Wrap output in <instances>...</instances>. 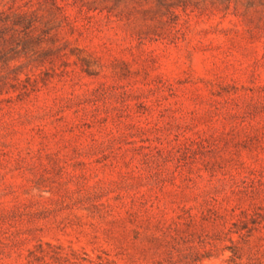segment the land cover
Returning a JSON list of instances; mask_svg holds the SVG:
<instances>
[{
  "label": "rangeland",
  "instance_id": "rangeland-1",
  "mask_svg": "<svg viewBox=\"0 0 264 264\" xmlns=\"http://www.w3.org/2000/svg\"><path fill=\"white\" fill-rule=\"evenodd\" d=\"M30 261L264 264V0H0V264Z\"/></svg>",
  "mask_w": 264,
  "mask_h": 264
},
{
  "label": "trees",
  "instance_id": "trees-1",
  "mask_svg": "<svg viewBox=\"0 0 264 264\" xmlns=\"http://www.w3.org/2000/svg\"><path fill=\"white\" fill-rule=\"evenodd\" d=\"M235 225H236V223H235ZM242 230H243V229H242ZM237 232H240V230L238 229V231H237ZM245 236H246L245 234H241V236H240V237H241V238H243V237H245ZM237 254H238V253H237V251H235V250H234V256H237ZM30 264H32V262H31V261H30Z\"/></svg>",
  "mask_w": 264,
  "mask_h": 264
}]
</instances>
